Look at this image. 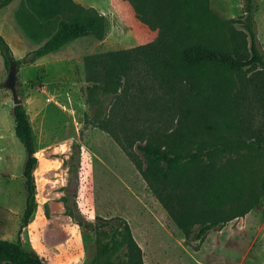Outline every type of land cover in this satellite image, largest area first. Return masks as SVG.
<instances>
[{"label":"trees","instance_id":"obj_1","mask_svg":"<svg viewBox=\"0 0 264 264\" xmlns=\"http://www.w3.org/2000/svg\"><path fill=\"white\" fill-rule=\"evenodd\" d=\"M12 1L0 0V8ZM111 3L140 43L86 57L90 96L113 94L112 110L118 109V131L107 120L97 126L114 137L190 245L246 216L264 198L263 178L254 199L227 206L233 200V179L219 168L223 155L264 153V53L255 20L259 6L256 0H243L237 19L242 30L226 36L218 30L209 0ZM16 16L28 38L43 42L40 56L81 38L103 41L110 27L105 13L76 0H23ZM0 51L6 67L19 64L2 35ZM14 116L16 136L27 151V199L18 240H0V264H48L23 244V231L37 206L38 157L24 104L14 106ZM101 220L102 225H88L109 239L99 244L96 264H145L129 222Z\"/></svg>","mask_w":264,"mask_h":264},{"label":"rangeland","instance_id":"obj_2","mask_svg":"<svg viewBox=\"0 0 264 264\" xmlns=\"http://www.w3.org/2000/svg\"><path fill=\"white\" fill-rule=\"evenodd\" d=\"M22 1L0 8V35L19 60L12 65L17 91L37 144V206L22 234L24 247L48 264H96L99 244L109 239L88 225L121 217L142 247L145 264H264V198L246 216L187 245L182 230L114 137L97 126L107 120L118 131L114 116L118 109L112 110L113 94L100 91L90 96L86 57L140 43L111 0H88L106 7L110 27L103 41L81 38L42 56L37 51L43 42L28 38L17 20ZM256 2V33L264 53V0ZM209 6L222 34L242 30L237 19L243 0H209ZM10 69L0 51V240L16 242L26 208L27 151L15 133L14 97L6 84ZM219 166L233 179V200L227 206L246 204L258 195L264 178L263 152L226 154L219 158ZM108 230L113 231L111 225Z\"/></svg>","mask_w":264,"mask_h":264},{"label":"water","instance_id":"obj_3","mask_svg":"<svg viewBox=\"0 0 264 264\" xmlns=\"http://www.w3.org/2000/svg\"><path fill=\"white\" fill-rule=\"evenodd\" d=\"M6 84L13 92L15 105L23 104V100L19 97L18 91H17V70L13 66H11L10 75H9V78Z\"/></svg>","mask_w":264,"mask_h":264},{"label":"crops","instance_id":"obj_4","mask_svg":"<svg viewBox=\"0 0 264 264\" xmlns=\"http://www.w3.org/2000/svg\"><path fill=\"white\" fill-rule=\"evenodd\" d=\"M77 2H79V3H81V4H83V5H85V6H92V7H95V8H97V9H99L100 11H102L103 13H105V8H101V7H97L96 5H93V4H91L90 2H88V0H76ZM106 14V13H105ZM107 15V14H106Z\"/></svg>","mask_w":264,"mask_h":264}]
</instances>
